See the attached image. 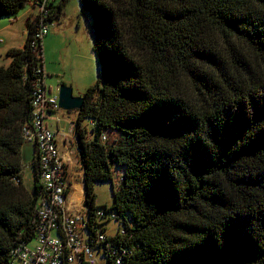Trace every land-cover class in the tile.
Returning a JSON list of instances; mask_svg holds the SVG:
<instances>
[{
  "label": "trees",
  "instance_id": "obj_1",
  "mask_svg": "<svg viewBox=\"0 0 264 264\" xmlns=\"http://www.w3.org/2000/svg\"><path fill=\"white\" fill-rule=\"evenodd\" d=\"M56 1L47 23L67 0ZM80 1L100 67L74 126L89 229L119 221L107 234L125 264H264V0ZM38 3L0 0V17L37 9L0 65V264L34 241L43 202L37 158L32 192L22 157L45 72ZM109 180L100 208L94 186Z\"/></svg>",
  "mask_w": 264,
  "mask_h": 264
},
{
  "label": "built area",
  "instance_id": "obj_2",
  "mask_svg": "<svg viewBox=\"0 0 264 264\" xmlns=\"http://www.w3.org/2000/svg\"><path fill=\"white\" fill-rule=\"evenodd\" d=\"M48 1L39 0L38 3L41 24L36 37L39 38L49 33V23L46 22ZM38 72L40 76L32 92L30 120L23 127L22 135L25 143L35 147L43 202L38 211L34 247L25 242L15 246L11 251V264H105L109 259L115 260V264H125L127 250L109 241V235L101 230V226L89 229L85 202L80 205L71 202L75 178L73 166L80 163L74 158L78 148H68V154L62 152L57 132L48 123L50 113H56L57 121L61 118L59 95L52 94L47 87L46 73ZM98 214L102 217L104 211L100 210ZM126 233L121 229L119 234Z\"/></svg>",
  "mask_w": 264,
  "mask_h": 264
},
{
  "label": "rangeland",
  "instance_id": "obj_3",
  "mask_svg": "<svg viewBox=\"0 0 264 264\" xmlns=\"http://www.w3.org/2000/svg\"><path fill=\"white\" fill-rule=\"evenodd\" d=\"M60 1L57 0L56 3ZM28 9L29 6L22 10L17 17H0V25L6 27L8 25L7 30L5 28V31L0 33V65L8 66L10 64L12 58L7 55L9 49L24 47L28 37L27 18L29 15H26ZM36 12L37 9H33V13ZM91 23V18L87 12L83 11L80 0H67L61 15L49 23V34L43 37V58L47 75L45 83L49 89H52V94L59 95L60 87L68 85L73 88L74 95L80 96L78 92L80 85L85 83L84 87L88 88L97 83L100 77V67L97 55L93 50L94 37ZM71 83H75V87ZM75 112L62 109L60 120L51 119L48 122L52 128H56V122H58V126L64 130L66 138L68 137V148L73 147L72 149L77 150V140L72 139L75 134ZM83 125L91 136V120L86 119ZM73 141L76 143L74 146L71 144ZM22 157L25 165L24 184L33 192L35 172L32 163L35 152L32 144L24 143ZM74 158L80 159L78 151L74 154ZM73 168H75L73 182L74 184L79 183L74 188L83 191L81 163H76ZM123 171L124 169L121 167L115 168V186L119 185L120 175ZM94 187L97 195L96 204L100 208L103 205L110 206L113 203L112 181H98ZM105 224L107 225L106 231L110 235H115L121 226V223L116 220H110ZM34 244L35 240L28 243L30 247H34Z\"/></svg>",
  "mask_w": 264,
  "mask_h": 264
},
{
  "label": "crops",
  "instance_id": "obj_4",
  "mask_svg": "<svg viewBox=\"0 0 264 264\" xmlns=\"http://www.w3.org/2000/svg\"><path fill=\"white\" fill-rule=\"evenodd\" d=\"M28 14H26V15H30V14H36V13H33V8H29L28 9ZM5 28H6V30H7V28H8V25H7V27L6 26H1L0 25V33H2L3 31H5ZM44 71H45V69H44ZM51 72H53V71H51ZM72 84V83H71ZM85 84V83H84ZM84 84H82V85H80V87H79V89H78V92H79V94H80V96H82L83 95V93H84V91H85V88L86 87H84L85 85ZM72 86H74L75 87V83H73L72 84ZM51 92H52V89H49ZM74 115H76L75 116V120L77 119V115H78V112L76 111L75 112V114ZM50 119L49 120H51V119H53V120H55V117H56V113H50ZM49 123V122H48ZM73 124V123H72ZM52 128V127H51ZM53 129H55V131L57 132V138H58V142H59V144H60V146H61V148H62V152H64L65 154H68V144H67V138H66V133L64 132V130L63 129H61L59 126H58V122H56V128H53ZM72 131H73V128H72ZM73 140L74 139H76V137H75V134H73V138H72ZM74 141L73 142H71V144L74 146ZM76 144V143H75ZM76 147H77V145H76ZM33 148H34V152H35V147H34V145H33ZM73 148V147H72ZM35 157H36V154H35ZM81 171H82V181H81V184H82V187H83V191H79V190H76V188H74V190L72 191V193L74 194H72L71 195V197H70V199H71V202L72 203H75V204H77V205H80L82 202H85V186H84V181H83V170H82V168H81ZM76 184H79V183H75L74 184V187H75V185ZM77 194L78 195H80V199H79V197L77 196ZM73 205V204H72Z\"/></svg>",
  "mask_w": 264,
  "mask_h": 264
},
{
  "label": "water",
  "instance_id": "obj_5",
  "mask_svg": "<svg viewBox=\"0 0 264 264\" xmlns=\"http://www.w3.org/2000/svg\"><path fill=\"white\" fill-rule=\"evenodd\" d=\"M60 106L67 111H77L83 106L84 97L74 95L73 88L62 85L59 91Z\"/></svg>",
  "mask_w": 264,
  "mask_h": 264
},
{
  "label": "bare ground",
  "instance_id": "obj_6",
  "mask_svg": "<svg viewBox=\"0 0 264 264\" xmlns=\"http://www.w3.org/2000/svg\"><path fill=\"white\" fill-rule=\"evenodd\" d=\"M77 196H78V197H79V199H80V195H78V194H77Z\"/></svg>",
  "mask_w": 264,
  "mask_h": 264
}]
</instances>
